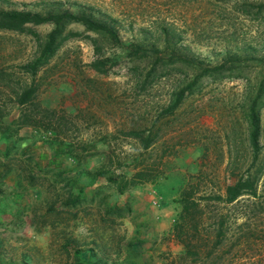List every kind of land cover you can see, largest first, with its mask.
<instances>
[{
    "label": "rangeland",
    "instance_id": "1",
    "mask_svg": "<svg viewBox=\"0 0 264 264\" xmlns=\"http://www.w3.org/2000/svg\"><path fill=\"white\" fill-rule=\"evenodd\" d=\"M0 7L43 13L83 11L117 30L120 42L94 33L78 21L66 23L63 39L53 54L39 61L31 73L26 64L40 55L42 37L53 23H29L21 30L0 28V67L9 74L11 83L17 87L33 78L44 105L75 114L78 127L69 131L75 142L82 138L86 144H95L91 151H101L84 157L81 168L99 163L108 148L107 153H134L137 142L123 132L133 123L150 126L157 120L152 125L158 134L152 156H157L164 146L174 151L164 157L163 175L132 186L121 195L112 191L104 176L98 177L95 184H85L84 192L91 187L94 194L97 188L96 194L104 198L103 203L114 201L129 206L125 216L111 215L112 222L101 220L103 205L96 197L87 207L78 209L77 216L51 224L44 223L42 213L50 201H57L54 191L61 192L58 172L63 171L65 177L74 176L79 167L75 158L65 152L68 144H74L72 139L33 128L32 142L36 146L31 150L34 154L29 149L27 153L31 160L18 148L11 146L7 158L0 149V159H9L12 167L0 181V264H69L61 247L69 235L75 236V244L83 248V264H89L90 253L85 249L89 246L94 247L99 264H151L156 260L153 255L159 264H180L183 245L173 233L181 208L174 200L180 187L195 181L201 171H207V182L201 181L203 188L208 183L222 184L229 150L239 166H247L252 158L246 114L258 83L264 78V0H0ZM235 53L240 56L239 69L203 76L193 92H184L173 111H164L173 102V92L184 86L192 74L187 58L217 64ZM97 54L108 57L106 72L91 65ZM149 70L153 73L144 81ZM17 113L18 108L14 107L4 121L9 122ZM259 113L262 149L256 165L264 164V105ZM104 134L110 147L102 141ZM0 138L5 140L1 133ZM16 141L19 138H10L11 145ZM30 170L43 177L33 188L27 185ZM116 170L128 174L133 171L127 166ZM13 172L15 180H21L16 187L6 183ZM155 186L166 188L173 196L169 203L179 206L176 213L173 209L170 225L179 242L174 253H150V240L143 234L155 218L153 210L165 204L155 199V193L147 198L140 193L150 192ZM31 196H35L33 200L29 199ZM166 236L162 238L166 240Z\"/></svg>",
    "mask_w": 264,
    "mask_h": 264
},
{
    "label": "trees",
    "instance_id": "2",
    "mask_svg": "<svg viewBox=\"0 0 264 264\" xmlns=\"http://www.w3.org/2000/svg\"><path fill=\"white\" fill-rule=\"evenodd\" d=\"M71 21H78L94 33L120 42L113 25L88 12L74 13L65 9L43 13L30 9L0 7V28L21 30L29 23H53V27L42 37L40 55L26 64V69H29L31 73L36 70L39 61H44L53 54L63 39V27ZM94 45L97 51L98 43L95 37ZM239 59L240 56L236 53L217 64H210L209 61L194 57L187 58L185 61L192 68V74L184 86L177 87L173 92V102L168 104L164 111H173L184 92L186 90L193 92L196 89L195 85L203 76L221 75L225 71L234 73L242 66L237 62ZM107 61L108 57L97 54L91 65L98 71L106 72ZM152 70L144 76V81L153 73ZM8 76L6 70L0 67V133L2 137L8 139L18 131L19 127L28 125L35 129L53 132L62 139H72L74 144H68L65 152L75 158L79 167L83 166L84 157L101 152L100 150L91 151L95 144H86L82 142V138L75 142L69 132L74 126L78 127L73 118L75 114L66 112L61 107L44 105L38 98V84L33 78L28 83L16 87ZM263 105L264 78L258 83L257 93L247 107L248 137L252 147V158L247 166H239L229 150L227 163L223 168L222 184L213 186L211 183H205L208 186L203 188L201 181L207 182V171H201L200 177L198 176L195 181H189L180 187L179 195L174 200L180 203L181 208L173 225V233L183 245L179 256L180 264H264V164L260 162L256 165L262 149L259 141L261 132L259 109ZM14 107L18 108L17 116L5 122L4 116L8 115ZM156 121H153L150 126L133 123L128 130H123L124 134L135 139L138 144L134 153H107L108 148L103 152V159L99 163L91 167L84 166L77 177H65L63 171L58 172L62 179L59 187L61 192L55 190L54 193L59 203L55 202V198L47 204L42 213L44 223L50 221L51 224H55L68 220L70 216H77L78 209L87 207L89 201L93 202L96 197H99L96 194L99 191L97 188L91 197L87 196L84 186L86 183H93L100 176L106 178L107 185L113 192L122 193L132 186L146 181H155L158 176L163 175L164 157L173 154L174 151L169 149V146H164L160 148L157 156H152L151 149L158 137L157 132L152 128ZM102 141L108 147L111 146L105 134ZM11 146L15 148L16 143L13 142L11 145L8 139V145L3 152L5 158L9 157ZM14 159L20 160L17 157ZM28 160L31 159L28 157ZM9 161V159H0L1 182L11 171ZM122 166H127L133 171L128 174L125 171L116 170ZM40 171L44 173L47 170ZM27 179V185L33 186L39 184L43 177L39 178L36 172L30 170L27 173ZM260 179L262 182H259ZM18 183H21V180H17L16 184ZM2 190L0 185V191ZM103 201L104 198L99 197L98 202L103 205L101 216L103 221L110 219L112 222L113 218H109L111 215L121 217L125 212L130 211L129 206L103 203ZM48 218L49 220H46ZM92 241L97 243V240ZM61 247L70 259L69 264H83L84 260L80 256L83 248L75 244V236H66L61 242ZM85 249L90 253L89 264L101 262L95 260L93 246ZM14 264L28 263L21 261Z\"/></svg>",
    "mask_w": 264,
    "mask_h": 264
},
{
    "label": "crops",
    "instance_id": "3",
    "mask_svg": "<svg viewBox=\"0 0 264 264\" xmlns=\"http://www.w3.org/2000/svg\"><path fill=\"white\" fill-rule=\"evenodd\" d=\"M32 129L33 128L31 126L23 125V126H21V127L18 128V131L14 134V136L11 135L8 138L9 141H10V138H12V137L19 138V141L18 142L16 141L15 149L18 148V150L20 149V150L24 151V153L26 152L25 153V156H28L27 153H28L29 150L31 152V153L29 152L30 154H34V152L31 151V150H33V148L36 146V145L33 146L34 144L32 142V139H33L32 138V131H34L35 129L34 130H32ZM1 139L2 138H0V140ZM4 139L5 140L0 141V149L3 150V151L6 148V145L8 143V139H6V138H4ZM28 139L30 141V144H28ZM35 142L36 143H39V141H35ZM41 151H44V150L42 149ZM37 153L38 152L35 151V154H37ZM39 156L41 157L40 154L38 155V157ZM75 169L77 170V174L74 175V176L77 177V176H79L80 171L83 168L77 167ZM75 169H73V172H75ZM15 173L16 172L10 173L8 175V180H6L7 177L5 178V180H6V183H9L10 184V186H15L16 187L17 186V184H16L17 178L15 180V177H14V176H16ZM72 174H74V173H72ZM96 180L97 179H95L92 184H95L96 183ZM4 184H5V182H4ZM140 184H142V183H140ZM140 184H137V185H140ZM33 187H36V185L35 186H31L29 188H33ZM145 189H147V188L145 187ZM155 190L157 192H155ZM86 193H88L86 195H88V196L91 197L93 195V189L90 187L89 188V191L87 190ZM123 193H125V191L122 192V193H119V195H121ZM140 193H143L144 198L145 197L146 198L147 197H150V195L151 196H154L153 193H155V199H158V201L161 200L162 202L163 201L165 202V204L159 206V209L153 210L152 217H155L154 218L155 220L153 219V221L151 223V226L148 227V228H146L145 233H143L144 236L150 240V244L148 246V248H149L148 251L150 253H159V252L160 253H163L165 250L166 251H169L171 253L172 252L173 253L176 252L175 251V247L177 245L179 246V242L175 238V236L173 235V233L171 232L172 231V228L170 229V225H171L172 220H174L173 209H174V212L176 213V211L179 208V206L177 204H175V203H173V204H170L169 203V202H173V200H172V197L173 196H170L168 190L166 188L162 187V186H160V187H156L155 186L153 188V190L150 191V192H148V191H145V192L142 191L141 192L140 191ZM34 197L31 196V198H29V199L30 200H33ZM114 198H116V196H114ZM118 198L120 199V196ZM151 198H152V200H154L153 197H151ZM112 203H114V201H112L110 204H112ZM117 204H119V203H117ZM123 216H125V215H123ZM163 224L165 226H163ZM168 230H170V232H166ZM164 234L167 235L166 236V240H165L164 237L162 238V235H164ZM161 238H162L163 241H160L159 242V240ZM155 239L158 240V241L155 242V243H153V241ZM152 257H154V259H156V260L154 262H152L151 264H159L160 260H158V258L156 256H154V255Z\"/></svg>",
    "mask_w": 264,
    "mask_h": 264
}]
</instances>
